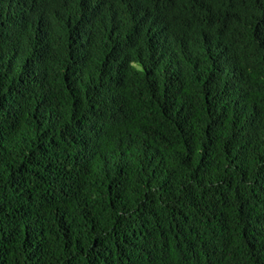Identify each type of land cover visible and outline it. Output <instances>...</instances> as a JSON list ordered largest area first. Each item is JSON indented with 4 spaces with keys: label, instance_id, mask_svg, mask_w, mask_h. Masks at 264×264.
<instances>
[{
    "label": "trees",
    "instance_id": "trees-1",
    "mask_svg": "<svg viewBox=\"0 0 264 264\" xmlns=\"http://www.w3.org/2000/svg\"><path fill=\"white\" fill-rule=\"evenodd\" d=\"M0 264H264V0H0Z\"/></svg>",
    "mask_w": 264,
    "mask_h": 264
}]
</instances>
